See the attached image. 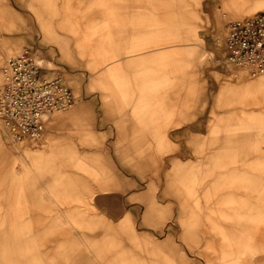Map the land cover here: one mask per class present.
<instances>
[{"label": "rangeland", "instance_id": "rangeland-1", "mask_svg": "<svg viewBox=\"0 0 264 264\" xmlns=\"http://www.w3.org/2000/svg\"><path fill=\"white\" fill-rule=\"evenodd\" d=\"M172 2L173 33L159 42L182 50L179 68L153 83L155 109L140 100L134 111L129 72L112 83L107 69L128 63L130 48L116 45L150 31L162 0H0V69L33 47L43 71L76 96L27 147L14 145L0 121V264H264V74L219 62L229 23L264 10V0ZM108 31L117 55L110 65L100 51L110 48ZM248 82L250 98L261 100L245 135H229L237 148L228 153L208 152L227 123L238 124L217 123L228 115L221 103L238 106L243 97L233 93ZM153 109L161 128L177 124L170 152L149 147ZM152 198L162 215L147 211Z\"/></svg>", "mask_w": 264, "mask_h": 264}, {"label": "built area", "instance_id": "built-area-1", "mask_svg": "<svg viewBox=\"0 0 264 264\" xmlns=\"http://www.w3.org/2000/svg\"><path fill=\"white\" fill-rule=\"evenodd\" d=\"M219 62L251 76L264 72V10L229 23ZM75 99L62 76L43 71L33 47L0 69V121L12 141L40 142L49 114L67 109Z\"/></svg>", "mask_w": 264, "mask_h": 264}, {"label": "crops", "instance_id": "crops-1", "mask_svg": "<svg viewBox=\"0 0 264 264\" xmlns=\"http://www.w3.org/2000/svg\"><path fill=\"white\" fill-rule=\"evenodd\" d=\"M195 1L194 3L200 4V0H193ZM156 9L161 10L162 13H159V16H155L153 19L155 20L154 23L150 26V31H147L143 36L137 35L135 33L134 35H131L130 38L126 39L123 44L121 45H116V49L118 47L124 48L126 50L127 48H130L129 55V61L128 63L130 64V67H128L127 60L124 63H120L118 66L117 65H110L112 64L116 59V50L115 48L112 47V43L115 42L114 37L108 31L106 34V38L109 41L108 46L110 48H105V44L101 43L104 46L103 51H101V55L103 57V60L108 62V65H110L107 69V74L109 75L110 81L113 83L116 80V77L118 75V72L120 73L127 74L129 72L130 80L128 82L129 84V90L132 93L130 96V101H132L134 107L132 108L134 111L138 108V104L136 102H139L140 100L148 101L150 104L152 103L151 107L155 109L156 102L161 101V97L157 94L156 92V87L154 88V84L156 82L157 77L160 75V73H165L166 76L168 77V73H171V71H176L179 68V59L176 58V55H180L181 51L180 49H171V45L164 43V42H159L161 39H164L167 37L170 33L172 32V29L174 28L173 23H172V10H173V2L172 0H162L161 4H155ZM164 16V20L160 23H162V30L160 32H157V29L160 28V23L158 22L160 15ZM153 32H152V31ZM156 30V31H154ZM186 34H188V31H186ZM47 38L50 40L49 35H46ZM141 41H152L154 42L153 48L150 46H146L145 48L147 50L145 51H139L140 49L134 50L136 46L140 44ZM159 42V43H156ZM169 45V46H168ZM164 46V47H161ZM161 47V48H158ZM140 48V47H139ZM158 48V49H157ZM125 52V51H124ZM141 64H146L143 67V73L140 75L141 71ZM195 65V63H193ZM126 65V66H125ZM132 68V70L130 69ZM169 69V70H168ZM145 70V71H144ZM148 70V73L146 74V71ZM165 70V71H164ZM194 73V72H193ZM196 74H193V77L188 78L189 80H192L194 87L197 88V78L195 76ZM154 83V84H153ZM253 90V91H252ZM255 92L256 90L254 89L253 85L251 82H248L245 86L242 88L238 89L235 91L233 94H238L242 96V100L239 101L238 106L232 107L230 103H228L226 100L221 103V108L227 109L228 115L226 117L220 116L218 119V124L224 123L226 121H229L230 117H234L238 120L237 125H233L232 123H227L226 129H223L224 134L226 137L224 139H218V137L215 139L214 144L211 146V150L208 152H214L219 153V152H230L231 149H236L233 148L232 145L230 144L237 143L239 142V137H243L245 135V128L247 127V121L249 120V116H247L248 113H254V109L258 107L260 104L261 99H256L254 100L251 97V93ZM226 97V96H224ZM229 97V96H228ZM250 98V99H246ZM136 101V102H135ZM154 106V107H153ZM153 109V113L151 115V119H148L147 122H145V129L150 128L151 131V139H147L149 143V147L158 149L159 151L163 152H170L172 150V144L170 143L171 138H170V129L174 127L177 124H168L164 128L160 126L159 120L156 119V114L157 112ZM236 110L235 116L231 114L232 111ZM77 113H79L80 118L85 121L86 119V113L83 110V107H79L75 110ZM166 111V110H165ZM215 113V110H214ZM167 114V113H166ZM63 115L60 114V117ZM150 118V117H149ZM147 123V124H146ZM180 124V123H179ZM232 125V126H231ZM235 126V127H233ZM215 128L210 129V133H218L220 132L221 129L214 130ZM242 130V131H241ZM232 134H237V142L233 140L229 135ZM230 144H229V143ZM205 143H203L201 146L203 147ZM165 145V146H164ZM206 151L205 148H203L202 153ZM207 152V151H206ZM36 159H42L43 155L38 154L35 157ZM181 161L176 159L173 161L172 165V172L177 174L180 169H181ZM20 169L21 173L23 171V166ZM188 200L186 201L185 198H181V205L183 206L184 203L188 205ZM189 207V205L187 206ZM189 210V208H188ZM147 211L148 212H155L158 215H162L163 211L160 208V206L156 203V200L152 198L151 203L147 206ZM188 219V216H186ZM198 225V223H197ZM196 225L195 230L198 231V227ZM209 230V229H208ZM209 262V261H208Z\"/></svg>", "mask_w": 264, "mask_h": 264}, {"label": "bare ground", "instance_id": "bare-ground-1", "mask_svg": "<svg viewBox=\"0 0 264 264\" xmlns=\"http://www.w3.org/2000/svg\"><path fill=\"white\" fill-rule=\"evenodd\" d=\"M264 74V72L262 73V75ZM72 106V105H71ZM66 110V109H65ZM59 111H62V110H59ZM55 112H58V111H55ZM55 112H53V113H55ZM52 113V114H53ZM10 139V138H9ZM11 140V139H10ZM11 142L14 144V145H19V146H21V147H27V146H22V144H23V142H17V141H12L11 140Z\"/></svg>", "mask_w": 264, "mask_h": 264}]
</instances>
